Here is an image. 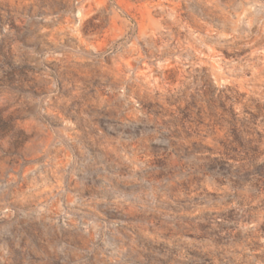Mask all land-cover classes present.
<instances>
[{
    "label": "rangeland",
    "instance_id": "1",
    "mask_svg": "<svg viewBox=\"0 0 264 264\" xmlns=\"http://www.w3.org/2000/svg\"><path fill=\"white\" fill-rule=\"evenodd\" d=\"M0 264H264V0H0Z\"/></svg>",
    "mask_w": 264,
    "mask_h": 264
}]
</instances>
